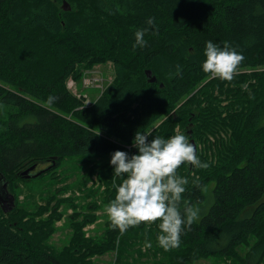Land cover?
I'll use <instances>...</instances> for the list:
<instances>
[{"label": "trees", "instance_id": "obj_1", "mask_svg": "<svg viewBox=\"0 0 264 264\" xmlns=\"http://www.w3.org/2000/svg\"><path fill=\"white\" fill-rule=\"evenodd\" d=\"M149 17L156 28L145 34L147 46L133 47ZM208 40L228 42L245 57L232 81L203 71ZM105 62L114 77L86 104L67 82ZM49 96L56 98L51 104ZM175 126L203 144L196 154L210 165L177 170L189 181L181 209L200 208L179 247L158 244L159 221L121 233L108 219L101 233L85 234L96 215L76 211L68 243L56 249L47 240L61 217L59 203L75 207L72 200L52 203V193L32 210L19 208L13 184L52 172L23 175L31 165L55 161L56 168L68 158L128 152L137 130L167 138ZM94 168L108 205L123 177L107 162ZM0 177L15 197L12 210L0 208V264H95L94 256L112 250L113 264L208 257L264 264V0H0ZM135 243L151 244V261L142 262L141 251L134 256Z\"/></svg>", "mask_w": 264, "mask_h": 264}, {"label": "clouds", "instance_id": "obj_2", "mask_svg": "<svg viewBox=\"0 0 264 264\" xmlns=\"http://www.w3.org/2000/svg\"><path fill=\"white\" fill-rule=\"evenodd\" d=\"M145 23L147 27L134 33L133 47H146L145 34L150 28H156L153 17ZM204 55L203 71L211 78L229 82L238 74V68L245 59L228 42L220 46L211 40L205 42ZM55 99L49 96L48 103ZM132 146L137 149L133 154L121 150L111 154L113 175L123 179L113 185L116 194L105 209L109 221L121 233L141 223L151 225L159 221L158 244L166 251L179 247L181 234L199 219L200 208L185 204L181 209L182 196L189 181L187 177L178 175L177 170L183 164L199 169H207L210 165L201 162L196 146L179 129L167 138L137 130ZM146 247H151V244H146Z\"/></svg>", "mask_w": 264, "mask_h": 264}, {"label": "rangeland", "instance_id": "obj_3", "mask_svg": "<svg viewBox=\"0 0 264 264\" xmlns=\"http://www.w3.org/2000/svg\"><path fill=\"white\" fill-rule=\"evenodd\" d=\"M84 72L81 80H68L67 86L77 96L82 95L86 104H90L92 100L100 94L106 84L113 79L114 70L110 62H105L95 64L92 68ZM249 72L251 71H248V73ZM251 82H253V80H251ZM169 114H173L174 117H176V109H172ZM187 126L188 125H185L184 128L188 130ZM176 129L180 130L178 126H175L174 134ZM184 134L186 133L184 132ZM190 139L189 137V140ZM195 144L197 151L204 150V146L200 141L195 140ZM127 151L129 154H133L137 149L133 146H127ZM110 159L111 156H105L103 158L97 157L95 159H64L58 167L55 168V165L49 167L48 169L52 172L46 173V175L40 179L32 180L28 183L18 181L17 185L13 184L14 193L17 194L19 208H25L28 211L34 209L37 203L43 202L45 198L52 193H57V197H54L52 203L62 196H68L73 204H75V207H73L71 204L65 203L64 201L59 203L61 217L54 222L55 230L47 240L48 243L56 249H61L68 243L72 233L69 222L71 217L76 214V211L81 213L87 212L89 214L93 213L96 215V218L92 222L85 225V234L94 232L101 233L102 230L105 229V222L109 219L105 210L107 204L104 203L105 191H108V189L106 188L105 181L99 179L98 175L96 173H91V171L92 169H97L94 168L95 162L98 164L103 162L110 163ZM48 164L49 162L41 163L39 166L34 167V173ZM45 172L46 170L44 173ZM53 175L57 178H53ZM63 186H69L68 190L60 194L57 190ZM87 205L90 208H86ZM96 205H99V207L95 208ZM81 218V215H78L76 219L79 220ZM146 244L148 243H135L132 246L134 256L138 255V251L143 253V255H139L142 262H149L152 260ZM240 252L242 253V250H240ZM115 256L116 251L112 250L100 256H94L93 260H95V264H113ZM190 264H230V260L227 259L221 262L215 261L213 257H208L200 258Z\"/></svg>", "mask_w": 264, "mask_h": 264}, {"label": "water", "instance_id": "obj_4", "mask_svg": "<svg viewBox=\"0 0 264 264\" xmlns=\"http://www.w3.org/2000/svg\"><path fill=\"white\" fill-rule=\"evenodd\" d=\"M63 8H66L65 7V2H63ZM146 74L148 76H151L150 75L151 74L150 70H147L146 71ZM149 80L150 81H154L155 80V77L154 76H151L149 78ZM189 141L196 146V144H195V142H194L193 139H190ZM54 165H55V161H53L50 166L48 165V166L42 168L41 170H39V171H37L35 173H32L31 175H28V173L30 171L34 170V167H36L35 164H33L30 167H28L25 170H23L21 173L23 175H26L27 174V176L36 177L40 173L44 172L49 167L54 166ZM14 206H15V197H14V195L11 192H9V190H8V183L7 182H4L3 179L0 177V208L2 209V211L4 213H6V212H9L10 210H12Z\"/></svg>", "mask_w": 264, "mask_h": 264}]
</instances>
